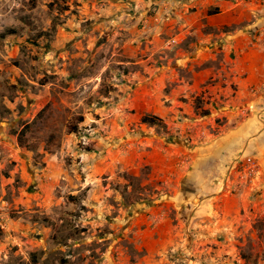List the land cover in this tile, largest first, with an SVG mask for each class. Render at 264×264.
Listing matches in <instances>:
<instances>
[{"label":"rangeland","instance_id":"1","mask_svg":"<svg viewBox=\"0 0 264 264\" xmlns=\"http://www.w3.org/2000/svg\"><path fill=\"white\" fill-rule=\"evenodd\" d=\"M205 5L0 0V264H264V101L159 33Z\"/></svg>","mask_w":264,"mask_h":264},{"label":"crops","instance_id":"2","mask_svg":"<svg viewBox=\"0 0 264 264\" xmlns=\"http://www.w3.org/2000/svg\"><path fill=\"white\" fill-rule=\"evenodd\" d=\"M203 10L194 14L176 16L179 31L162 27L161 35L176 34L180 43L193 38L189 46L195 53L188 58L191 68L219 64L220 75L228 77L223 87L228 96L239 100L264 101V0H206ZM214 8L215 13L210 12ZM204 79L194 74V86L198 88L212 74L205 70ZM258 108V106H257ZM220 140V139H219ZM221 141V140H220Z\"/></svg>","mask_w":264,"mask_h":264},{"label":"trees","instance_id":"3","mask_svg":"<svg viewBox=\"0 0 264 264\" xmlns=\"http://www.w3.org/2000/svg\"><path fill=\"white\" fill-rule=\"evenodd\" d=\"M143 122L152 126L163 124V120L158 116H146L144 117Z\"/></svg>","mask_w":264,"mask_h":264},{"label":"built area","instance_id":"4","mask_svg":"<svg viewBox=\"0 0 264 264\" xmlns=\"http://www.w3.org/2000/svg\"><path fill=\"white\" fill-rule=\"evenodd\" d=\"M249 162H252V158H249ZM254 168H257V166H253Z\"/></svg>","mask_w":264,"mask_h":264},{"label":"flooded vegetation","instance_id":"5","mask_svg":"<svg viewBox=\"0 0 264 264\" xmlns=\"http://www.w3.org/2000/svg\"><path fill=\"white\" fill-rule=\"evenodd\" d=\"M217 154V153H216ZM216 154H215V156H216Z\"/></svg>","mask_w":264,"mask_h":264}]
</instances>
